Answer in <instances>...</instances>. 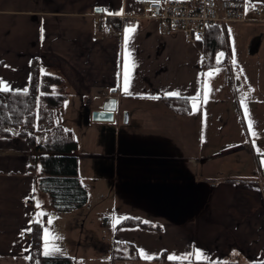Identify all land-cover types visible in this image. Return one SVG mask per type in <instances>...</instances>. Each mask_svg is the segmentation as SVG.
<instances>
[{
  "label": "crops",
  "instance_id": "crops-1",
  "mask_svg": "<svg viewBox=\"0 0 264 264\" xmlns=\"http://www.w3.org/2000/svg\"><path fill=\"white\" fill-rule=\"evenodd\" d=\"M247 6L244 21L224 26L233 75L229 72L231 82L223 90L212 80L206 87L200 51L186 33H166L157 20L132 17L141 12L138 0H0V79L15 89L28 88L30 64L39 60L40 70L51 75L54 92L65 96L55 121L74 133L79 178L82 157L88 161L85 179L103 188L104 206L95 212L97 233L89 231L83 240L68 232L51 241L49 247L61 249L52 255L83 260L88 250L76 247L84 242L98 264H264V177L259 174L264 158V0H247ZM121 8L122 15L108 14ZM96 16L102 23L112 16L128 23L101 33L93 24ZM130 26L136 28L127 45L134 67L131 95H125L124 29ZM219 53L222 62L226 55ZM172 91L188 98L199 92L197 111L192 101L187 115L168 110L160 98ZM245 94L247 116L241 106ZM107 97L117 99L113 120L93 121L92 111ZM66 102H72L74 111L81 109L83 127L64 116ZM124 110L131 126L122 122ZM98 129L114 133L116 148L81 153L86 142H96ZM30 153L24 139L0 137V264H29L28 232L20 233L33 222L42 223L44 251L45 229L50 237H59L56 219L68 221L84 207L91 210L88 198L62 216L46 208L37 217L41 209L36 201L49 204L37 196ZM46 213L55 216L51 224ZM124 217L160 229L118 223L114 228L115 220ZM140 250L155 258H141ZM194 250L208 259H168ZM120 253L132 258H116Z\"/></svg>",
  "mask_w": 264,
  "mask_h": 264
},
{
  "label": "trees",
  "instance_id": "trees-1",
  "mask_svg": "<svg viewBox=\"0 0 264 264\" xmlns=\"http://www.w3.org/2000/svg\"><path fill=\"white\" fill-rule=\"evenodd\" d=\"M106 22L111 29L118 31L128 23V20L112 16L107 18ZM194 43L202 57L203 71L213 70L218 66H227L230 69L232 65L230 48L225 30L221 26L210 25L202 39H196ZM219 51H225L227 55L222 62L217 63L215 56ZM30 71L31 79H29L27 95H24L22 91L0 92V137H18L27 142L31 149L29 169L37 187L47 194L55 214L65 213L85 205L88 201L87 189L81 183L78 173V159L75 155L77 141L71 129L55 121V113L63 106L65 96L54 92L51 75L40 70L38 59L31 62ZM160 100L174 114L187 115L191 112V100L188 97L166 96ZM5 129H12V131H5ZM37 139L40 143H37ZM37 165L41 167L38 174H36ZM104 221H106L105 218ZM118 225L160 229L158 224L145 223L140 218L132 217L122 219ZM31 229L32 231L28 232L30 239L28 257H31L28 259L29 264H81L70 256H44L42 223L33 222ZM130 249L133 251L132 246ZM115 257L132 258L122 253L115 254ZM159 259L164 257L161 256Z\"/></svg>",
  "mask_w": 264,
  "mask_h": 264
},
{
  "label": "built area",
  "instance_id": "built-area-1",
  "mask_svg": "<svg viewBox=\"0 0 264 264\" xmlns=\"http://www.w3.org/2000/svg\"><path fill=\"white\" fill-rule=\"evenodd\" d=\"M245 6V0H168L157 4L138 0L141 12L132 17L157 20L162 31L184 32L194 41L197 35L203 37L210 25L218 24L224 29L227 22L244 21ZM254 10L259 13L261 8L255 6ZM93 24L101 33L111 30V26L102 23L97 16ZM259 174L264 177V166L259 167Z\"/></svg>",
  "mask_w": 264,
  "mask_h": 264
},
{
  "label": "rangeland",
  "instance_id": "rangeland-1",
  "mask_svg": "<svg viewBox=\"0 0 264 264\" xmlns=\"http://www.w3.org/2000/svg\"><path fill=\"white\" fill-rule=\"evenodd\" d=\"M225 52V51H224ZM225 55L226 52H225ZM226 58V57H225ZM229 68H227V66H219V67H216L214 68V70H207L205 71V83H206V87L207 84H209V81L212 80V82H216V84L219 86L221 85L222 86V89L224 90L225 88H228V84L227 82L229 81V78H232V71L230 70L231 74H229ZM209 72H212L213 75L211 77H208L206 74L209 73ZM230 76H229V75ZM227 81V82H226ZM231 82V81H229ZM207 89V88H206ZM226 90V89H225ZM72 102L70 103H67V106L65 105L64 107V111H63V114L64 116H68L70 117L69 121H72L76 126H79V127H83L82 126V118H81V109H76L75 111L73 110V107H72ZM87 110L89 111L90 110V107H87ZM118 111V110H116ZM72 112H76V115L75 117H72ZM124 112H127V114L129 115L128 111L127 110H124L122 112V122H123V113ZM134 122V120H132ZM127 127L128 126H131V125H128L125 124ZM98 137H97V140L96 142L92 143V142H86L84 144V147L81 148V153H84V152H87V151H91L93 153H97L99 151V149H103L104 147H106L108 150H112L114 148H116L117 144H118V141L116 140V138H114V133H110L109 130H107L105 133H101L100 130L98 129ZM87 159H83L82 157L80 158L79 160V167H80V181L81 183L86 186L87 190H88V198H89V204L91 206V210L87 209L86 207H84L82 210H79V211H76L73 215H71L70 219L68 221H63L62 218L60 219H56L55 220V227L53 228H61L60 231H59V237H62L63 239V235L68 233L69 232V235L70 236H76L78 237L79 239H86L87 238V235H85L87 232L89 231H92L93 233H97L96 230V224H97V220H96V215H95V212H97V210L99 208L102 207V205L104 204V199H101L100 197V194L101 192L103 191V188L102 186L100 185V182L97 184V183H92V181L90 180H86L85 177H84V173H85V170H86V161ZM264 160V158L262 157L261 158V161ZM96 162V161H95ZM97 162H100V161H97ZM107 162V161H105ZM40 173V171L38 172L36 170V174ZM109 184L108 182H105V186L107 187ZM37 187V185H36ZM106 190V189H105ZM37 196L39 198H43V200H45V202H48L49 204V207L45 205L44 207V201H40L39 199L37 201L40 202V207L38 209H41V212L44 211L43 209H51V206H50V203H49V199H48V196L46 193L42 192L38 187H37ZM36 201V203H37ZM104 206V205H103ZM106 207V206H105ZM111 209V206L109 207V210ZM117 212V210L115 211V213ZM45 213V212H43ZM60 214V216L63 215V213H58ZM56 214V216L58 215ZM52 215V214H51ZM50 213H46V217L47 219L49 220V218H52L54 219L55 216H51ZM40 217V216H39ZM110 217V216H109ZM41 219V218H40ZM54 222V221H52ZM63 224H67L66 226V229L64 230V226H62ZM82 225V227H81ZM50 233V232H49ZM88 244V243H87ZM87 245H85V243H81V245L78 247H76V249L78 250V248L84 252V247L85 249L88 250V255H90V250L88 248V246L86 247ZM94 249H96V247H93ZM98 249H101L103 248V245L102 244H99ZM122 250H125V249H122ZM126 252V251H125ZM95 253L93 252L92 255H94ZM86 256L85 259L81 260L79 259L78 261L81 263V264H98L97 260H94L93 257L91 256ZM118 264H135L134 261H129V262H125V263H120V262H117ZM110 264V263H109Z\"/></svg>",
  "mask_w": 264,
  "mask_h": 264
},
{
  "label": "snow or ice",
  "instance_id": "snow-or-ice-1",
  "mask_svg": "<svg viewBox=\"0 0 264 264\" xmlns=\"http://www.w3.org/2000/svg\"><path fill=\"white\" fill-rule=\"evenodd\" d=\"M150 3L153 4H157L160 2V0H149ZM97 11H100V9H96ZM245 11H248V6H247V0H246V6H245ZM109 15H122L123 14V8H121L119 11L112 13L109 12ZM43 28H41V34H42V38H43ZM136 31L135 26H130V27H126L124 29V44H125V51H126V58H125V64H124V72H123V93L125 95H131V92L129 91V87H130V82H131V67H134V65H130L129 64V60L128 57L130 56V53H127V45L132 37V34ZM231 33V30L229 29V34ZM197 40L202 39V37H200L199 35H197ZM223 57V53H219L217 54V63L220 62L221 58ZM233 65H235L236 61L235 58H233L232 61ZM43 72V69L41 70ZM208 77H211L213 75L212 72H209L206 74ZM29 79H31V76L29 77ZM24 95L28 94V89L24 88L23 90L20 89H15L9 82H4L2 79H0V92H4V93H9V92H21ZM113 91H115V89H113ZM41 95H44L43 93H41ZM165 95L167 96H179L180 93L179 92H167L165 93ZM247 94H245L244 96H242L241 98V106L244 107L245 109V115H248V111L247 108L245 106V99H246ZM153 99H157L158 97H152ZM200 93L198 92L195 96L190 97L189 99L192 101V110L193 112L197 111L198 105H197V101L200 100ZM204 100L205 102L207 101V92H205V96H204ZM37 101H39V97H37ZM67 103V102H66ZM252 121L249 120V129H251L252 127ZM5 131H9L11 132L12 129H5ZM67 131V130H66ZM16 135H19V133H14ZM29 135H31V133H29ZM256 134L253 133V136H255ZM37 143H40V140L37 139ZM262 166H264V160L261 161ZM37 171H41V167L39 165L36 166ZM36 189L33 188V192H35ZM37 208L40 207V202L37 201L36 203ZM44 213L43 212H39L37 213V217L39 216H43ZM123 219H126V217H124ZM37 223L39 222V220L36 221ZM52 223V218H49L48 220V224ZM119 223V219L115 220L113 227L115 228L116 224ZM145 223H148L147 221H145ZM32 229L31 228H27L21 231L20 235L23 236L25 234V232H31ZM56 239H62V237H50L48 230L45 229V235H44V241H45V249L43 251V255L44 256H49L52 255L54 253H59L61 251V249L59 247H49V245L51 244L52 240H56ZM25 251H27V249H25ZM140 254H141V258L144 259H154V256L148 255L146 253L143 252V250H140ZM193 257H195L196 260H206L208 259L207 255L205 253H203L200 250H194L193 252L190 253H186L183 254L181 256H177L176 254H170L168 255V259L170 261H175V260H191ZM31 257H25V259H30Z\"/></svg>",
  "mask_w": 264,
  "mask_h": 264
},
{
  "label": "water",
  "instance_id": "water-1",
  "mask_svg": "<svg viewBox=\"0 0 264 264\" xmlns=\"http://www.w3.org/2000/svg\"><path fill=\"white\" fill-rule=\"evenodd\" d=\"M116 92L113 89L110 90L111 94ZM117 110V99L115 97H107L104 99L100 109L92 111V120L95 122H111L113 120L114 113ZM123 123H128L127 112L123 113Z\"/></svg>",
  "mask_w": 264,
  "mask_h": 264
}]
</instances>
